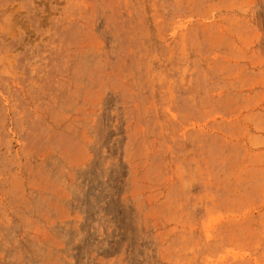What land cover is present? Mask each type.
Masks as SVG:
<instances>
[{
  "label": "rangeland",
  "instance_id": "374dc122",
  "mask_svg": "<svg viewBox=\"0 0 264 264\" xmlns=\"http://www.w3.org/2000/svg\"><path fill=\"white\" fill-rule=\"evenodd\" d=\"M0 264H264V0H0Z\"/></svg>",
  "mask_w": 264,
  "mask_h": 264
}]
</instances>
